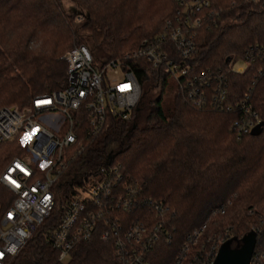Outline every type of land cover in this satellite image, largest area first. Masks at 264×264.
<instances>
[{"label":"trees","instance_id":"obj_1","mask_svg":"<svg viewBox=\"0 0 264 264\" xmlns=\"http://www.w3.org/2000/svg\"><path fill=\"white\" fill-rule=\"evenodd\" d=\"M67 1L0 0V107L22 108L61 88L62 54L73 45L86 46L96 60L120 57L156 34L176 8L174 0ZM236 60L244 69L226 72ZM186 61L195 70L225 72L229 97L248 95L260 133L238 135V109L195 107L166 70L135 60L140 99L130 118L109 119L74 166L94 170L111 154L142 198L168 207L169 240L153 248L151 264H174L186 234L202 224L205 237L229 228L232 247L253 230L254 251L264 248V0H209ZM20 149L16 138L0 143V170ZM10 198L0 186V209ZM59 213L54 206L9 264H115L110 242L98 233L58 261L47 236Z\"/></svg>","mask_w":264,"mask_h":264},{"label":"built area","instance_id":"obj_2","mask_svg":"<svg viewBox=\"0 0 264 264\" xmlns=\"http://www.w3.org/2000/svg\"><path fill=\"white\" fill-rule=\"evenodd\" d=\"M174 1L173 15L136 48L100 61L86 46L73 45L62 54L61 88L34 96L22 108L0 107V143L16 138L21 148L0 170V186L11 195L0 209V264H9L54 206L60 213L47 243L58 261L95 233L100 241L110 242L115 264H151L150 252L160 240H169L168 207L142 198L118 164L105 157L94 170L78 172L74 167L109 119L128 120L136 107L140 89L131 62L145 60L166 70L195 107L238 109L241 116L233 124L238 135L259 122L246 103L247 94L234 101L229 97L225 72L195 70L186 61L209 0ZM226 72L241 70L231 64ZM223 211L216 208L213 213ZM204 230L202 224L186 234L174 264L212 263L219 245L230 238V229L207 237ZM248 264H264V248L253 249Z\"/></svg>","mask_w":264,"mask_h":264},{"label":"water","instance_id":"obj_3","mask_svg":"<svg viewBox=\"0 0 264 264\" xmlns=\"http://www.w3.org/2000/svg\"><path fill=\"white\" fill-rule=\"evenodd\" d=\"M135 124L132 125V128ZM262 122L259 121L250 131L249 135L256 136L260 133ZM111 159V154L106 156ZM232 238L222 242L211 264H248L256 241V233L249 230L239 240V244L235 247L231 246Z\"/></svg>","mask_w":264,"mask_h":264},{"label":"rangeland","instance_id":"obj_4","mask_svg":"<svg viewBox=\"0 0 264 264\" xmlns=\"http://www.w3.org/2000/svg\"><path fill=\"white\" fill-rule=\"evenodd\" d=\"M64 6L67 7L69 5L67 0H63ZM232 67L233 69H237V70H243L245 67V63H243L240 60H236L235 62L232 63Z\"/></svg>","mask_w":264,"mask_h":264}]
</instances>
